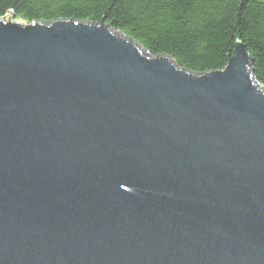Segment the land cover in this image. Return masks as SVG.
I'll use <instances>...</instances> for the list:
<instances>
[{
	"label": "water",
	"instance_id": "water-1",
	"mask_svg": "<svg viewBox=\"0 0 264 264\" xmlns=\"http://www.w3.org/2000/svg\"><path fill=\"white\" fill-rule=\"evenodd\" d=\"M104 21L0 19V264H264V88Z\"/></svg>",
	"mask_w": 264,
	"mask_h": 264
},
{
	"label": "trees",
	"instance_id": "trees-1",
	"mask_svg": "<svg viewBox=\"0 0 264 264\" xmlns=\"http://www.w3.org/2000/svg\"><path fill=\"white\" fill-rule=\"evenodd\" d=\"M27 24L104 21L151 56H168L195 74L221 71L241 42L264 88V1L0 0V19Z\"/></svg>",
	"mask_w": 264,
	"mask_h": 264
},
{
	"label": "rangeland",
	"instance_id": "rangeland-1",
	"mask_svg": "<svg viewBox=\"0 0 264 264\" xmlns=\"http://www.w3.org/2000/svg\"><path fill=\"white\" fill-rule=\"evenodd\" d=\"M259 1H264V0H259Z\"/></svg>",
	"mask_w": 264,
	"mask_h": 264
}]
</instances>
